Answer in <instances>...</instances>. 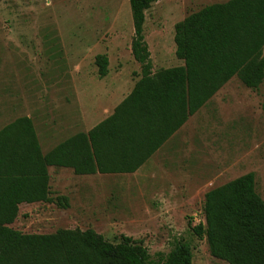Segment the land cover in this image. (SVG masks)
<instances>
[{
	"label": "rangeland",
	"instance_id": "rangeland-1",
	"mask_svg": "<svg viewBox=\"0 0 264 264\" xmlns=\"http://www.w3.org/2000/svg\"><path fill=\"white\" fill-rule=\"evenodd\" d=\"M225 1L155 0L143 24L153 71L183 63L174 54L175 23ZM132 36L128 0H0V129L30 117L47 153L97 123L105 108L121 101V80L131 83L140 74ZM98 54L108 57L107 81L98 75ZM101 87L116 91L101 96ZM164 148L174 161L163 168L158 153L150 162L159 165L149 163L132 176L51 168L53 201L24 208L13 228L49 234L90 227L111 242L131 236L147 248L152 264L181 241L190 245L192 264H228L210 255L192 226L204 221V194L245 173H254L264 201V79L250 89L232 77ZM63 194L67 207L56 201Z\"/></svg>",
	"mask_w": 264,
	"mask_h": 264
},
{
	"label": "trees",
	"instance_id": "trees-1",
	"mask_svg": "<svg viewBox=\"0 0 264 264\" xmlns=\"http://www.w3.org/2000/svg\"><path fill=\"white\" fill-rule=\"evenodd\" d=\"M130 44L140 78L107 118L42 153L33 122L20 116L0 129V264H152L141 241L121 234L106 240L92 228L24 233L11 227L20 203L52 202L48 166L76 175L132 173L232 77L250 89L264 79V0L205 5L174 25L175 56L183 65L152 70L143 35L145 11L155 0H128ZM99 77L107 55L95 56ZM68 206L64 195L56 197ZM204 221L192 231L212 257L228 264H264V201L248 172L204 194ZM186 242L160 264H192Z\"/></svg>",
	"mask_w": 264,
	"mask_h": 264
},
{
	"label": "crops",
	"instance_id": "crops-1",
	"mask_svg": "<svg viewBox=\"0 0 264 264\" xmlns=\"http://www.w3.org/2000/svg\"><path fill=\"white\" fill-rule=\"evenodd\" d=\"M109 65V64H108ZM179 65H183V63H181V64H179ZM166 68V67H165ZM153 70V69H152ZM108 72H109V68H108ZM108 74V73H107ZM106 76V75H105ZM105 76L104 77H102L101 78V80H103V79H105ZM140 78V74L139 75H137L136 74V77L135 78H133V79H131V83H129V81H126V80H124V81H122L121 80V84H120V87L118 88V92L119 91H121L122 93H121V96H123L122 97V99H121V101L131 92V90L133 89V87H134V85H135V83L137 82V80ZM100 80V81H101ZM106 80V79H105ZM107 81V80H106ZM104 82V83H107V82ZM115 91H116V88L115 89H113V90H107V88H105V87H101L100 88V91H96V93L97 94H101V96H106V94L108 95V97H112L113 95H114V93H115ZM120 101V102H121ZM119 102V103H120ZM118 103V104H119ZM118 104H116V105H112L111 104V106H109V108L107 107V108H105L106 109V111H105V117L104 118H101V119H98V120H96V121H98L97 123H95L94 125H92V126H90V127H87L85 130H82V132H88L89 130H91L95 125H97L99 122H101L102 120H104L105 118H107L109 115H111L112 113H113V111H114V108L118 105ZM105 107H106V105H104ZM191 117H192V115L191 116H189L188 117V119H187V121L175 132V133H173V135H171L136 171H134V172H132V173H105V174H119V175H127V176H132V175H137V174H139L140 173V171H142L149 163H151L150 161H151V159L153 158V157H155L156 156V154L158 155V153H163V155H161L162 157H163V159H165L166 160V162H164V163H162V166H163V168L165 167V166H167V164H169V160H172V161H174V158L171 156V155H169V153H168V151L167 150H165V151H163L164 149H166V148H164V146L166 145V143H168L171 139H177V135L179 134V133H182L183 132V130L185 129V127L188 125V123L190 122V119H191ZM95 121V122H96ZM81 132V131H80ZM176 137V138H175ZM185 136L183 135L182 136V138H184ZM40 145V144H39ZM169 147V146H168ZM167 147V148H168ZM41 148V147H40ZM186 146L185 147H183V158H185V156H186ZM42 151V150H41ZM42 153H45V152H43L42 151ZM159 161H158V159L157 160H155L154 162H152L150 165H154L155 163L156 164H158L159 165V163H158ZM51 168H64V167H54V166H48L47 167V171H48V173H49V175H50V169ZM162 168V167H161ZM67 169H70V168H67ZM72 170V169H71ZM153 172H154V170H152L151 172H150V175H153ZM95 174H98V175H105V174H102V173H95ZM95 174H89V175H95ZM76 175V174H75ZM64 179V178H63ZM65 180V179H64ZM68 180V179H67ZM66 180V181H67ZM50 181H51V177H50V180H49V183H50ZM51 184V183H50ZM51 188V187H50ZM64 196H66V197H68L69 195H67V194H63ZM67 202H68V206H69V202H70V200L68 201V198H67ZM43 203H46V202H42V201H37V202H32V203H25V202H23V203H20L19 205H18V214H17V217H16V219L14 220V222H16L17 220H18V217L20 216V213H21V211L24 209V208H31V207H34V206H36V205H41V204H43ZM80 205H83V201L80 203ZM14 222L10 225L11 227H13V224H14Z\"/></svg>",
	"mask_w": 264,
	"mask_h": 264
}]
</instances>
